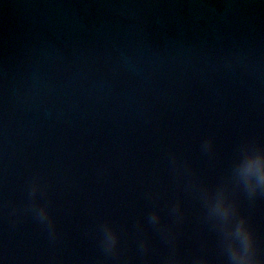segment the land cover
Segmentation results:
<instances>
[{
    "label": "water",
    "instance_id": "1",
    "mask_svg": "<svg viewBox=\"0 0 264 264\" xmlns=\"http://www.w3.org/2000/svg\"><path fill=\"white\" fill-rule=\"evenodd\" d=\"M250 165L264 0H0V264H264Z\"/></svg>",
    "mask_w": 264,
    "mask_h": 264
},
{
    "label": "clouds",
    "instance_id": "2",
    "mask_svg": "<svg viewBox=\"0 0 264 264\" xmlns=\"http://www.w3.org/2000/svg\"><path fill=\"white\" fill-rule=\"evenodd\" d=\"M252 148L254 150L256 149L254 147ZM244 176H245V182L243 183L235 180L233 177L232 180L237 185H242L245 191L249 193V195H254L257 192V190L264 192V171H261L259 168L250 165L244 170ZM253 177L256 178L255 184L249 182V179ZM217 191H224L226 193V189L224 187H221ZM203 198L208 208V218L212 219L211 209H214L216 212H219L220 207L218 204L213 205L212 196H209V194L205 193ZM226 198L228 200L227 195ZM229 209L232 211L235 222L237 224V230H236L237 239L227 245L221 242L222 251L226 254L230 264H233V261L237 259V255L235 251L236 249H239L241 253V255L239 256L240 264H259V261L256 258L254 237L250 229L247 227L246 220L244 218H237V213L234 203L229 202ZM174 211L176 212L179 211L178 205L176 206ZM38 217L41 221H48L49 225L51 224L48 214L38 215ZM150 220L154 224H159V216L156 214H153L150 217ZM109 229H110V233L104 237L103 246L107 253L112 254L117 244V236L111 228ZM141 247H144V245L142 244ZM200 264H203V262H200Z\"/></svg>",
    "mask_w": 264,
    "mask_h": 264
}]
</instances>
